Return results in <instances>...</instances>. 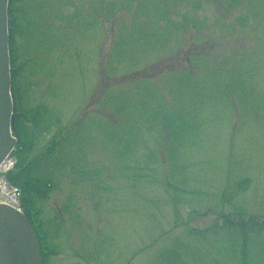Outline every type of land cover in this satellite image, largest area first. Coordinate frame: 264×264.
Instances as JSON below:
<instances>
[{"label":"rangeland","instance_id":"1","mask_svg":"<svg viewBox=\"0 0 264 264\" xmlns=\"http://www.w3.org/2000/svg\"><path fill=\"white\" fill-rule=\"evenodd\" d=\"M21 6L48 264H264V0Z\"/></svg>","mask_w":264,"mask_h":264},{"label":"water","instance_id":"2","mask_svg":"<svg viewBox=\"0 0 264 264\" xmlns=\"http://www.w3.org/2000/svg\"><path fill=\"white\" fill-rule=\"evenodd\" d=\"M8 3L0 0V163L17 144L10 93ZM38 240L25 214L0 205V264H42Z\"/></svg>","mask_w":264,"mask_h":264},{"label":"trees","instance_id":"3","mask_svg":"<svg viewBox=\"0 0 264 264\" xmlns=\"http://www.w3.org/2000/svg\"><path fill=\"white\" fill-rule=\"evenodd\" d=\"M18 0H11V28H10V39L11 46L13 49L14 62H13V80L14 88L13 94L16 99L18 107H15V128L18 137V147L16 150V156L19 157L18 168L16 172L12 173L10 180L13 184L19 185L24 193L23 196V206L27 216H30V212L33 209L38 210V199L44 198L43 196L50 188V185L43 183L40 177V170L36 168L28 161L29 155L31 154L34 144L31 141V135L29 132L30 123L32 120L33 110L25 105L24 99L26 97L27 88L24 80V74L27 68V62L20 56V45L18 44V31L15 27L22 24L19 20L20 13L23 11V7L19 4ZM227 217V216H226ZM224 216L222 220V225L224 229L235 231L244 235L245 240H247L250 233H258L264 230V220L257 219L255 217H250L246 220L233 221ZM241 221V223H238ZM238 223V224H237ZM201 232V231H200Z\"/></svg>","mask_w":264,"mask_h":264},{"label":"built area","instance_id":"4","mask_svg":"<svg viewBox=\"0 0 264 264\" xmlns=\"http://www.w3.org/2000/svg\"><path fill=\"white\" fill-rule=\"evenodd\" d=\"M0 193H1L2 196H4L6 199H11V200L16 201L15 193H14L12 190H10L9 188L4 187V186L1 184V181H0Z\"/></svg>","mask_w":264,"mask_h":264},{"label":"bare ground","instance_id":"5","mask_svg":"<svg viewBox=\"0 0 264 264\" xmlns=\"http://www.w3.org/2000/svg\"><path fill=\"white\" fill-rule=\"evenodd\" d=\"M21 5V3H19Z\"/></svg>","mask_w":264,"mask_h":264}]
</instances>
